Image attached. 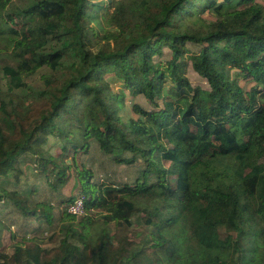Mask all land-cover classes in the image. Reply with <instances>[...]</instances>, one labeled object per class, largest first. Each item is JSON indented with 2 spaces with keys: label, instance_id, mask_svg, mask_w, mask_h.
<instances>
[{
  "label": "trees",
  "instance_id": "1",
  "mask_svg": "<svg viewBox=\"0 0 264 264\" xmlns=\"http://www.w3.org/2000/svg\"><path fill=\"white\" fill-rule=\"evenodd\" d=\"M11 6L0 0V54L9 58L0 113L10 105L9 130L0 124V264H264V0H110L113 30L95 50L89 0ZM204 11L220 19L206 22ZM162 46L165 62L154 58ZM186 54L207 88L185 76ZM42 67L39 96L19 99L14 91ZM128 93L150 108L134 104L136 118L123 121ZM49 136L53 152L43 148ZM92 143L136 175L94 179L77 163ZM24 168L48 192L74 180L84 214L55 212L36 183L21 185ZM19 217L38 224L12 232L8 221Z\"/></svg>",
  "mask_w": 264,
  "mask_h": 264
},
{
  "label": "rangeland",
  "instance_id": "2",
  "mask_svg": "<svg viewBox=\"0 0 264 264\" xmlns=\"http://www.w3.org/2000/svg\"><path fill=\"white\" fill-rule=\"evenodd\" d=\"M125 1V0H123ZM91 4V11H93L92 15H90L89 19L87 20L86 27L88 28V47L91 50H95L103 40L99 38L100 35H102L106 30H113V26L108 24L105 19V13L107 11L111 10L110 7V0H89ZM27 4V0H12V6L11 11L17 12L21 10L25 5ZM98 4V5H96ZM234 5V4H233ZM233 5L225 6L223 9V12L228 14L232 10ZM202 17L206 22H216L220 18L218 16H215L210 11H204L202 13ZM53 45V41L51 42ZM185 47L188 49L189 53L196 52L198 50V46L196 44L192 43H185ZM50 50V48H46V51ZM170 55V51L166 46L161 47V54L158 56H155L154 58L156 61L159 62H165L168 60ZM74 56H67L62 60L63 65H68L72 61H74ZM9 63V58L6 55L0 54V67L5 64ZM183 69L185 72V76L189 80V82L194 86H200L203 88H207L206 81L199 76L191 67L189 63L188 54H186V57L184 58V64ZM49 71V68L42 67L38 69L34 74L28 76L24 79L26 86L23 89L15 90L14 93L19 97L21 100H33L36 99L39 95V92L43 89V82L41 80V74L46 73ZM105 80H107L110 84V87L112 88V92L117 93L121 90V82L119 80L114 79L111 77V74H106ZM5 79L0 75V87L2 91H6V84ZM239 84L245 88L249 89L250 86H252L253 83L248 82L243 79H238ZM2 92V93H3ZM138 104L144 109L150 108L148 102L140 95V94H125L123 95L122 99L120 100V108L118 109V114L120 118L123 121H127L130 118H136V115L132 111V105ZM10 105L6 106V112L0 113V124L7 130H9L8 127V121L7 120V113H9ZM43 148L45 150H49L51 152L55 151L56 148L53 146V139L51 136L48 137L47 141L43 144ZM77 163L79 164V167H85L92 171L94 179L97 181H117V182H128L130 181L135 175L136 170L133 166H124V165H115L113 164L107 157L103 156L98 149L96 148V145L93 143L90 146L89 152L82 156L81 158L77 159ZM26 175H24L23 180L21 182L22 186H28L31 182L36 183L40 188V196H45V199L48 200L50 203L54 204V211L63 209L65 211V208L63 207V204L67 201H59V200H65V198H68L70 195L78 196L80 192V186L73 180H70L66 185H63L58 188L57 192H48L47 189H45V186L43 184H38V181H33L30 177H28L27 174H31L29 169L24 168ZM26 176V177H25ZM66 204V203H65ZM76 216L77 217H80ZM11 219V216H10ZM9 219V220H10ZM10 230L12 232H16L17 228L23 229V228H29L34 227L38 224L36 220H34L31 217H19L14 221H8ZM21 223V224H20ZM55 230V226L52 228H47L43 234L45 238L46 244L50 245L52 244V240L54 239L53 235L49 237V234H51ZM140 228L136 225L132 226V232L133 234L137 231H139ZM6 237L8 236V233H3ZM44 242V243H45ZM4 244L5 241H4Z\"/></svg>",
  "mask_w": 264,
  "mask_h": 264
},
{
  "label": "built area",
  "instance_id": "3",
  "mask_svg": "<svg viewBox=\"0 0 264 264\" xmlns=\"http://www.w3.org/2000/svg\"><path fill=\"white\" fill-rule=\"evenodd\" d=\"M66 212L70 215L79 216L84 214V203L80 197L75 198L73 201L67 204Z\"/></svg>",
  "mask_w": 264,
  "mask_h": 264
}]
</instances>
